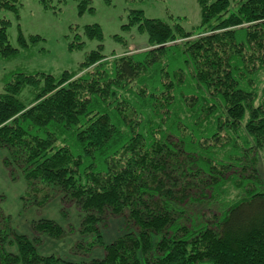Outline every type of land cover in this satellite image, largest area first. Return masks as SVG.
<instances>
[{
    "label": "trees",
    "instance_id": "obj_1",
    "mask_svg": "<svg viewBox=\"0 0 264 264\" xmlns=\"http://www.w3.org/2000/svg\"><path fill=\"white\" fill-rule=\"evenodd\" d=\"M90 2L78 0L80 15ZM232 2L228 15L231 0H197L193 30L131 10L121 31L145 34L149 49L129 53L114 35L125 51L111 59L101 27L84 26L68 51L84 48L82 36L98 44L77 70L15 74L4 85L0 148L34 190L56 187L83 213L81 232L96 235L104 256L81 264H141L138 254L145 264H264V0ZM19 6L0 0L15 18ZM1 23L2 58L18 50ZM17 41L27 46L19 27ZM124 210L138 235L104 245L98 225ZM32 231L64 234L46 219ZM8 235L15 254L4 249ZM0 264L76 263L4 229Z\"/></svg>",
    "mask_w": 264,
    "mask_h": 264
},
{
    "label": "rangeland",
    "instance_id": "obj_2",
    "mask_svg": "<svg viewBox=\"0 0 264 264\" xmlns=\"http://www.w3.org/2000/svg\"><path fill=\"white\" fill-rule=\"evenodd\" d=\"M93 12L85 11L79 14L78 0H51V8L44 9L37 0H19L18 18L10 11L0 8L1 21H8L6 35L9 44L18 51L15 55L0 57V92L4 85L15 74L45 73L58 77L63 71H75L84 60L86 54L94 50L97 41L83 38L84 48L68 51V44L74 35L81 33L87 25L97 24L103 32V54L111 59L123 54L124 47L112 39L119 35L126 41L125 49L129 53L147 50V37L136 29L128 33L121 31V26L127 23L131 10H141L144 17L159 19L173 23L168 17L186 30L195 29L200 22L197 0H90ZM215 0H209L213 2ZM236 10L231 0L228 15ZM18 27L27 41V46H18ZM80 29V30H79ZM30 36H39L42 40L35 43L28 41ZM114 58V57H113ZM27 90L20 96L25 102L29 99ZM28 183L21 167L13 158L11 150L0 148V231L10 230L14 234L26 236L34 243L37 252L43 256H54L76 264L87 263L104 256V248L96 240L94 233L81 232L83 213L72 202L63 198L56 187ZM35 188V187H34ZM48 194L49 198H43ZM128 211L115 218L104 219L98 225L101 241L108 245L126 233L138 235V230L129 222ZM46 219L57 223L64 230L59 239L36 234L32 231L35 222ZM157 238L154 237V240ZM12 237L8 235L4 241L6 252L15 254V243H9ZM141 264H145L143 257L138 254Z\"/></svg>",
    "mask_w": 264,
    "mask_h": 264
}]
</instances>
